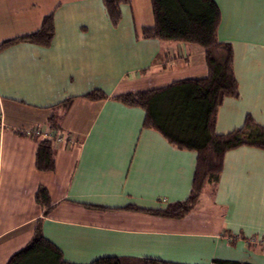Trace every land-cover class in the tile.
I'll use <instances>...</instances> for the list:
<instances>
[{"label":"crops","instance_id":"obj_1","mask_svg":"<svg viewBox=\"0 0 264 264\" xmlns=\"http://www.w3.org/2000/svg\"><path fill=\"white\" fill-rule=\"evenodd\" d=\"M214 1L217 40L231 46L237 84V95L218 105L214 130L234 131L248 116L264 127V0ZM50 14L48 46L20 41L0 50V264L36 226L67 264H264V147L226 151L218 179L185 216H156L149 210L189 196L197 153L144 126L145 109L117 98L205 78V50L143 37L154 26L150 0L120 4L116 25L102 0H0V44L37 31ZM95 90L98 98L84 96ZM44 139H52L51 170L36 167Z\"/></svg>","mask_w":264,"mask_h":264},{"label":"trees","instance_id":"obj_2","mask_svg":"<svg viewBox=\"0 0 264 264\" xmlns=\"http://www.w3.org/2000/svg\"><path fill=\"white\" fill-rule=\"evenodd\" d=\"M108 19L116 25L120 20V4L127 0H102ZM154 26L144 28L145 38L179 41L196 44L205 50L208 75L200 79H186L150 91H138L118 95L128 105L145 109L144 126L157 129L169 142L179 148L197 153L196 168L191 191L185 201L149 213L167 218H182L195 205L206 183L215 182L222 169L226 151L241 145L264 147V127L247 117L243 125L229 133L217 134L214 116L223 98L237 95V84L232 72V49L229 43L217 40L220 10L214 0H150ZM54 35L53 15L42 18L40 28L30 34L4 40L0 50L9 45L26 41L48 46ZM89 99L99 97L98 90L84 95ZM101 96V95H100ZM52 123V121H51ZM52 139L39 141L36 151V167L51 170ZM36 201L48 209V194L39 188ZM215 264H252L214 259ZM6 264H67L60 251L51 244L36 226L28 243L10 256ZM89 264H175L154 259H122L100 257Z\"/></svg>","mask_w":264,"mask_h":264},{"label":"built area","instance_id":"obj_3","mask_svg":"<svg viewBox=\"0 0 264 264\" xmlns=\"http://www.w3.org/2000/svg\"><path fill=\"white\" fill-rule=\"evenodd\" d=\"M61 138L57 137V140H60ZM260 244L264 247V239L259 240Z\"/></svg>","mask_w":264,"mask_h":264}]
</instances>
